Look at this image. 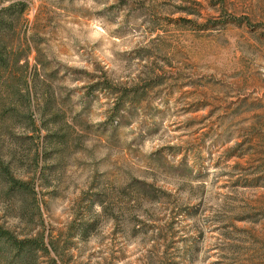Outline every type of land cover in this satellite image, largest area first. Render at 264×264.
I'll use <instances>...</instances> for the list:
<instances>
[{
    "label": "rangeland",
    "instance_id": "obj_1",
    "mask_svg": "<svg viewBox=\"0 0 264 264\" xmlns=\"http://www.w3.org/2000/svg\"><path fill=\"white\" fill-rule=\"evenodd\" d=\"M9 2L0 224L41 264H264V0Z\"/></svg>",
    "mask_w": 264,
    "mask_h": 264
},
{
    "label": "trees",
    "instance_id": "obj_2",
    "mask_svg": "<svg viewBox=\"0 0 264 264\" xmlns=\"http://www.w3.org/2000/svg\"><path fill=\"white\" fill-rule=\"evenodd\" d=\"M17 5L18 3L9 2L0 8V84H7L9 80H13L16 68L29 65L27 59L20 64L25 56L20 53L13 41L16 32L14 25L25 12L24 4L18 9ZM13 85L14 83L11 82L8 89L15 95L17 88ZM103 88L108 90L109 86ZM0 168L9 178L10 189L15 188L21 190L23 194L28 193L29 183L15 178L12 174L9 175V165ZM54 247V242L44 231L20 235L0 224V264H41L43 262H40V259L43 257L57 262L56 256L53 255L54 251L56 254Z\"/></svg>",
    "mask_w": 264,
    "mask_h": 264
}]
</instances>
